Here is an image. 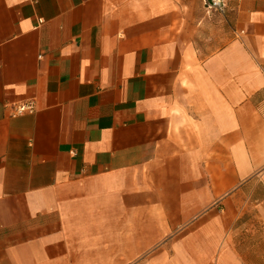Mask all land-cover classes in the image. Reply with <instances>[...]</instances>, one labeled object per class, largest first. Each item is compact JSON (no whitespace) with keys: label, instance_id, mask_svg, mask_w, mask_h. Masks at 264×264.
I'll return each mask as SVG.
<instances>
[{"label":"crops","instance_id":"crops-1","mask_svg":"<svg viewBox=\"0 0 264 264\" xmlns=\"http://www.w3.org/2000/svg\"><path fill=\"white\" fill-rule=\"evenodd\" d=\"M0 264H264V0H0Z\"/></svg>","mask_w":264,"mask_h":264},{"label":"built area","instance_id":"built-area-1","mask_svg":"<svg viewBox=\"0 0 264 264\" xmlns=\"http://www.w3.org/2000/svg\"><path fill=\"white\" fill-rule=\"evenodd\" d=\"M208 12L225 14L229 9L230 0H205ZM43 22V20H40ZM36 112V105L33 101L16 103L12 106V115L33 114Z\"/></svg>","mask_w":264,"mask_h":264}]
</instances>
